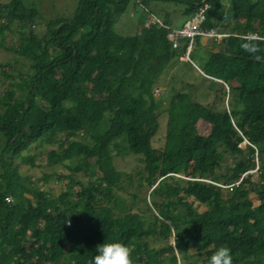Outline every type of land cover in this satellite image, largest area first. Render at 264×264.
Instances as JSON below:
<instances>
[{"label": "trees", "instance_id": "16d2710c", "mask_svg": "<svg viewBox=\"0 0 264 264\" xmlns=\"http://www.w3.org/2000/svg\"><path fill=\"white\" fill-rule=\"evenodd\" d=\"M225 1L141 0L145 9L153 2L182 6L185 18L205 2L203 27L237 35L214 44L200 67L214 91L211 106L172 89L162 149L151 144L160 107L153 88L180 61L187 40L172 49L157 25L133 38L114 33L121 13L139 7L132 0H78L69 17L48 19L42 36L29 28L12 50L30 62V73L0 97V264H90L103 242L131 247L134 264H208L221 246L233 264H264V40L257 41L260 60L241 47L245 34L264 37V0H228V13ZM36 17V7L22 0L0 3V48L12 24L21 30ZM199 43L197 37L193 45ZM59 135L65 139L47 152V165L90 178L68 175L78 190L55 198L22 185L13 161L32 166L33 157L21 153ZM114 155L139 157L151 205L122 186L131 178L115 169ZM225 157L232 162L222 168ZM73 160V167L64 164ZM256 164L257 181L247 175L234 185ZM154 235L163 247L150 254L136 248L137 239Z\"/></svg>", "mask_w": 264, "mask_h": 264}, {"label": "rangeland", "instance_id": "374dc122", "mask_svg": "<svg viewBox=\"0 0 264 264\" xmlns=\"http://www.w3.org/2000/svg\"><path fill=\"white\" fill-rule=\"evenodd\" d=\"M10 0H0V3H7ZM28 7L33 6L36 7L38 17L37 24L31 25L28 24L26 28L18 30V25L12 24L10 30L4 36L3 45L5 48H0V97L3 94L2 91L6 87L9 86L10 82H15L19 80V76L22 74L23 77L30 73V62L27 59L15 54L12 48H17L20 44V41L24 39V37L30 32L29 28L32 29L33 33L37 36H42L45 31V23L48 19L53 17H69L71 12L74 10L78 0H22ZM133 4L136 3L135 0H132ZM131 2V3H132ZM142 6V2H140ZM203 6L199 7V9L207 6L205 2H203ZM166 12L164 14L167 22L170 26H175L176 28L182 27L185 22L192 17L195 13H193L188 18L182 16V18L171 16V12L181 13L182 6L174 5L172 3H164ZM139 6V5H138ZM145 7V6H144ZM208 7V6H207ZM224 10L228 13L229 6L228 0L224 3ZM207 9V8H206ZM147 10V9H146ZM149 11L155 14L156 17L161 18V15L158 13L157 9L153 6H149ZM206 11V10H205ZM133 12V13H132ZM205 14V13H204ZM144 15L143 11L140 7L135 9L133 6L128 7V10L121 13L118 21L114 24L113 31L114 33L126 37L131 36L133 38L135 35L141 32L142 27H144V23L142 25L139 22V17ZM150 13L146 12L145 23L149 24L150 27L153 24H150L149 21ZM163 16V20L165 18ZM185 18V19H184ZM44 24V25H43ZM222 25V24H221ZM179 26V27H178ZM147 27V28H148ZM224 27V25H222ZM145 28V27H144ZM225 31V30H224ZM228 32V31H226ZM203 39V38H202ZM200 39V43L201 40ZM207 42L204 44V47L199 43L193 45V53L188 58V61H180L176 62L166 73L162 76L159 81V85L153 88V92L155 93V99L160 102V107L157 110L158 115V123L159 129L156 135L152 138V147L156 149H162L165 140V130H166V103L167 97L170 96L172 89L174 91H181L187 93L190 96V99L194 102L200 104H212V95H214V91L210 89L208 80H206L201 75L200 67L204 63V61L208 58L210 52H212L214 48L213 42L206 39ZM218 45V44H217ZM206 47V48H205ZM209 48V49H207ZM178 49V48H177ZM214 48L213 51H215ZM184 54V53H183ZM182 54V55H183ZM217 83V87H219V82ZM224 85V84H222ZM225 86V85H224ZM227 87V86H226ZM227 92V88H225ZM173 91V92H174ZM226 108V105H225ZM199 123L198 130L199 133L204 135L206 134L208 128H206L205 123ZM65 138L62 135L56 137L53 143L46 144L44 142H38L36 144H32L28 149L24 150L21 155L23 157H33V165L23 163L20 164V159H15L13 161V166L19 164L17 168V174L21 179L22 185L26 187H39L41 190L48 191L51 196L57 198L61 193L65 191H76L78 190V186L74 183L69 182L68 175H70L74 181H79L82 183H86V181L90 178V174H85L83 171L75 172L67 169L63 165H55L49 166L47 165V152L51 149H56L58 144L63 141ZM247 141L243 140L242 144H246ZM139 157L135 155H128L124 157H117L114 155L113 164L116 170L121 173H126L130 176V181H123L122 186L125 187L126 191L135 192L137 195V199L141 202L143 199L146 200L148 204L151 205V200L149 199V194L151 188L145 182L140 181V173L142 171V163L138 159ZM91 161V160H90ZM231 157H225L223 163L221 164L222 168H226L231 164ZM67 166L73 167L76 164V161H66L64 162ZM99 173L97 172V176ZM252 176V181H257L258 178V166L254 167V169L249 170L239 177V179L234 183V185L240 184L242 179L247 176ZM92 177V178H93ZM186 178V177H185ZM141 182V187H137L138 183ZM233 185V184H232ZM231 185V186H232ZM228 186L227 188H229ZM123 198L127 197V193L120 194ZM24 198L33 201V198L29 194H25ZM7 202L11 201V197L6 198ZM142 203V202H141ZM203 208L200 207L199 210ZM165 241L162 240V237L159 235L141 237L135 241V246L138 248L140 252H144L150 254L154 250H157L165 245ZM169 243L173 244V238L170 237ZM196 264H200L199 259L193 260Z\"/></svg>", "mask_w": 264, "mask_h": 264}, {"label": "clouds", "instance_id": "9594fccd", "mask_svg": "<svg viewBox=\"0 0 264 264\" xmlns=\"http://www.w3.org/2000/svg\"><path fill=\"white\" fill-rule=\"evenodd\" d=\"M170 26V25H169ZM258 40H264V37H258L255 33H249L248 39L242 43L241 47L244 51L252 54L255 59L260 60L261 57L256 55L259 51L257 46ZM182 61V60H181ZM201 75L203 73L201 72ZM222 83L220 81H217ZM176 177L185 180H201L194 177H186L183 175L173 174ZM208 182L207 180H204ZM228 186H223L227 188ZM96 255L90 264H134L132 259L133 249L126 244L120 242H103L96 246ZM208 264H233L231 250L227 246L219 247L210 257Z\"/></svg>", "mask_w": 264, "mask_h": 264}, {"label": "built area", "instance_id": "2783aa9c", "mask_svg": "<svg viewBox=\"0 0 264 264\" xmlns=\"http://www.w3.org/2000/svg\"><path fill=\"white\" fill-rule=\"evenodd\" d=\"M136 4L145 12L147 10L140 4L141 0H135ZM207 6L199 9L192 17H190L185 24L180 28H175L164 24L161 20L156 18L154 15L149 16L150 24L157 25L167 31L166 38L170 42L172 49H177L180 45L181 40H187L185 51L181 60L188 61L189 54L193 48L194 39L199 37L203 39L211 40L215 44H219L223 39L231 36L221 32H218L215 28L206 29L203 27L205 21V10ZM146 27L149 24H145ZM237 36V35H234ZM244 39H248V35L241 36Z\"/></svg>", "mask_w": 264, "mask_h": 264}, {"label": "crops", "instance_id": "0c3cea01", "mask_svg": "<svg viewBox=\"0 0 264 264\" xmlns=\"http://www.w3.org/2000/svg\"><path fill=\"white\" fill-rule=\"evenodd\" d=\"M164 3H161V2H153L152 3V5L151 6H153L155 9H157V11H158V13L161 15V18H159V19H161V20H163V16L165 17V15L166 14H164L165 12H166V9H165V5H163ZM148 10H149V7H148ZM152 13V12H151ZM168 13H170V15L172 16H174V17H178V18H182V16H181V14L178 12V13H175V14H173V13H171L170 11L169 12H167V14ZM155 15V14H154ZM185 19V18H184ZM146 22V21H145ZM144 22V23H145ZM172 27H175V26H172ZM179 27V26H178ZM176 28V27H175ZM221 31H223L222 29H221ZM226 31V30H225ZM200 39H202V38H199V42H200ZM210 41V40H209ZM205 42H207V40L206 39H202L201 40V45L202 46H204V44H206ZM206 48V47H205ZM207 49H209V48H207Z\"/></svg>", "mask_w": 264, "mask_h": 264}, {"label": "bare ground", "instance_id": "6f19581e", "mask_svg": "<svg viewBox=\"0 0 264 264\" xmlns=\"http://www.w3.org/2000/svg\"><path fill=\"white\" fill-rule=\"evenodd\" d=\"M207 8H208V7H207ZM147 13H148V14L150 13V14L154 15L153 13H151V12L148 10V8H147ZM155 17H156V16H155ZM156 18H158V17H156ZM158 19H159V18H158ZM159 20H161V19H159ZM161 21H162V20H161ZM203 23H204V22H203ZM145 24H146V23H144V27H146ZM146 28H147V27H146ZM218 32H221V31H218ZM221 33H224V34H227V35H235V34H230V33H225V32H221ZM245 35H248V34H245ZM198 38H199V37H198ZM195 40H196V38L194 39V42H195ZM194 42H193V43H194ZM222 84H223V83H222ZM224 85H225V84H224ZM224 87L227 88L226 85H225Z\"/></svg>", "mask_w": 264, "mask_h": 264}]
</instances>
